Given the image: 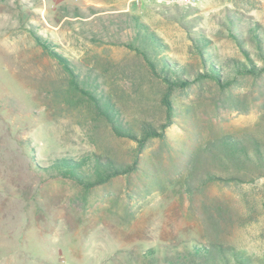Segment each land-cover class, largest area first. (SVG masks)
<instances>
[{"label":"rangeland","instance_id":"374dc122","mask_svg":"<svg viewBox=\"0 0 264 264\" xmlns=\"http://www.w3.org/2000/svg\"><path fill=\"white\" fill-rule=\"evenodd\" d=\"M123 13L146 23L161 39L162 60L190 77L203 69L197 37L213 61L264 65L253 40L259 31L264 46V0H0V264H149L150 248L162 261L193 244L264 264V175L204 183L228 171L215 149L223 135L254 139L264 151V74L224 91L212 83L174 90L173 122L138 154L35 39L50 41L90 90L108 97L123 130L144 122L162 130L165 83L126 46ZM61 158L81 161L86 180L97 162H139L86 188L48 174L44 167Z\"/></svg>","mask_w":264,"mask_h":264},{"label":"trees","instance_id":"16d2710c","mask_svg":"<svg viewBox=\"0 0 264 264\" xmlns=\"http://www.w3.org/2000/svg\"><path fill=\"white\" fill-rule=\"evenodd\" d=\"M123 15L125 16L123 20L125 26L130 28L132 32L131 41L130 43H125L126 46L139 53L152 74L161 78L165 83L162 103L164 105L166 121L161 124L162 130L156 129L147 122L140 125L138 132L129 129L123 130L108 97L105 98L104 95L101 97L97 94L96 90H90L87 86L88 82L82 80L75 68L71 66V63L53 49L50 41L43 39L37 33L35 39L42 45L45 51L49 52L63 64L64 69L70 77V85L88 98L98 114L108 119L114 132L119 136L129 137L136 142V151L138 154L143 152L148 143L154 138H164V128L173 122L175 115L174 105L169 98L174 90L188 89L193 84L202 85L203 83H212L224 91L230 89L240 78H256L264 74V65L257 66L249 58L247 63L241 61L234 63L231 59H227L223 63L213 61L211 53L204 50L205 47L207 48L206 40L197 37L199 40H195V45L198 47L196 52H198L203 69L197 70L193 77H190L187 71L180 70L177 66H174L175 64L170 66L165 59L162 60L164 56L160 54L162 48L161 39L149 29L146 23L141 21L138 16L127 13H123ZM240 38L241 32L237 34L233 31V39L248 54ZM253 40L260 50V57L264 58V46L259 31H253ZM248 141L251 143V145L248 144L250 147L246 144L248 142L245 143L236 138L231 139L229 135H223L218 143L215 144V149L217 155L222 158L219 160L228 164V171L225 175L209 173L204 179V183L252 180L253 177H250L252 171L256 172V176L264 175V151L254 139H249ZM138 162V159H134L130 164L122 166L106 164L104 168H101L99 162H97V167L94 169L96 176L90 180L84 179L80 169L83 164L78 160L61 158L44 168L48 174H52L51 172L53 171V174L58 173L62 176L71 177L79 181L86 188H90L108 182L120 174H130L136 171L138 169ZM156 252L152 248L146 251L145 258L149 264H233V258L239 264H251L246 254L220 244L209 246L193 244L188 246V248L186 247V251H167V254H171V257L164 255L162 261L155 256L157 254Z\"/></svg>","mask_w":264,"mask_h":264},{"label":"built area","instance_id":"2783aa9c","mask_svg":"<svg viewBox=\"0 0 264 264\" xmlns=\"http://www.w3.org/2000/svg\"><path fill=\"white\" fill-rule=\"evenodd\" d=\"M134 1L138 2L139 0H134ZM156 1H163V0H156Z\"/></svg>","mask_w":264,"mask_h":264}]
</instances>
